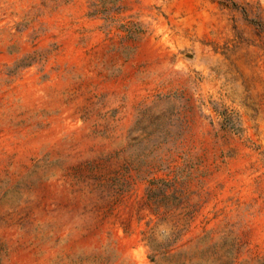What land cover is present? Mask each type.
<instances>
[{
	"label": "rangeland",
	"instance_id": "374dc122",
	"mask_svg": "<svg viewBox=\"0 0 264 264\" xmlns=\"http://www.w3.org/2000/svg\"><path fill=\"white\" fill-rule=\"evenodd\" d=\"M0 264H264V0H0Z\"/></svg>",
	"mask_w": 264,
	"mask_h": 264
}]
</instances>
